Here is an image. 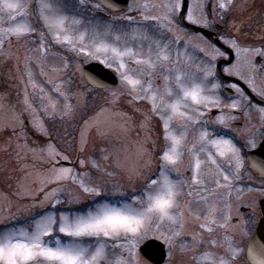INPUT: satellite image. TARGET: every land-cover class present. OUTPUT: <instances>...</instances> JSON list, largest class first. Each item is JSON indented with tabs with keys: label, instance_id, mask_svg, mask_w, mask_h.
<instances>
[{
	"label": "snow or ice",
	"instance_id": "obj_1",
	"mask_svg": "<svg viewBox=\"0 0 264 264\" xmlns=\"http://www.w3.org/2000/svg\"><path fill=\"white\" fill-rule=\"evenodd\" d=\"M209 3L212 0H160L158 3L142 0L132 4L127 0H75V7L83 10L69 13L59 0H39L38 20L56 43L101 60L108 68L115 65L121 87L112 89L101 71L85 70V81L91 85L89 94L108 90L109 105H114L124 95L130 98L129 104L148 102L146 110L136 108L142 115L140 127L145 130V137L138 145L136 160L130 165L117 159L110 170L102 167L97 159H79L81 166L87 162L100 173L91 182L83 179L87 173H77L75 168L61 163L71 157L59 150L52 140L44 148H29L28 151L49 167L36 170L35 191L21 186L17 195L41 193L40 203L48 202L51 207L33 215L25 226L0 229V264H175L177 254L194 264H264V35L253 36L250 26L245 32L242 22L233 18L228 26L231 32L220 29L215 33L226 47L213 43L203 31L188 36L191 25H198L201 30L218 28L217 21L224 20L233 0H218L210 11ZM122 4L127 6V11L123 10ZM85 5L91 7L85 8ZM28 7L24 0H0V13H6L10 21L8 26H0V48L8 38L19 40L37 32V28L27 21L15 23L17 13L26 16ZM114 11L120 15H103ZM85 13L101 17L95 26L91 20L87 21L91 32L89 27L83 30L73 27L85 23ZM137 15L140 21L153 23H138ZM117 24L123 27H116ZM88 35L91 39L86 43ZM193 39L197 41L194 45ZM256 39L259 43L252 42ZM38 40L42 55H26L25 65L28 83L33 89L39 88L43 95V87L35 83L29 69L30 60L44 62L43 31ZM181 44L184 52L180 51ZM190 47L203 54L195 71L187 52ZM173 48L176 49L175 56ZM27 51L32 53L36 49ZM11 54L9 40L7 55ZM221 58L225 66L219 70L217 62ZM127 61L137 67L130 66ZM67 67L65 60L64 68ZM44 74L41 70V75ZM157 79L160 84L155 83ZM53 82L49 80V83ZM55 83V91L65 101L75 94L61 91L60 85L64 81ZM225 88L227 94L222 96L220 92ZM24 103L27 105L25 110L31 109L27 93ZM49 104L52 110H48L49 105H43L44 110L47 115L54 116L57 109L51 97ZM107 110L101 108L100 113ZM253 113L256 114L255 123ZM59 115L72 118L73 105L66 102ZM241 116L245 122L235 123ZM153 118H159L163 144L157 154L158 167L146 173L145 169H150L153 160V152L148 146ZM16 119L18 114L13 110L11 121H4L0 127H11L12 134L18 137ZM174 120L180 121L176 127L172 126ZM34 123L39 131L46 133L40 122ZM84 124L77 149L81 153L88 145V129L97 126L98 121L92 118ZM217 125L232 129V132L241 129L246 133L243 141L238 135L219 134L221 128ZM20 127L22 132V121ZM194 128L197 131L189 139V130ZM97 132H101V128L97 127ZM185 153L189 158L186 165ZM202 153L204 159H201ZM108 158L109 154L105 153L100 159L107 161ZM220 158L227 160V168L218 162ZM182 165L190 169L191 183L171 175L179 173ZM213 167L217 175L212 187L224 190L228 200L222 205L225 211L220 216L217 204L208 200L215 194L205 186L202 174L203 169ZM121 169L130 182H140L122 199L112 202L107 194L110 190L113 194L120 193L114 177ZM246 169L255 174L258 183L244 184L245 178L253 179ZM67 181L75 184L77 191L67 197L66 202L81 204L80 208L62 207L65 200L61 193L65 191ZM185 185L189 189H193V185L204 187L199 191H185ZM234 192L238 194L237 201H241L246 192H258L260 199L247 205L241 201L233 213L231 197ZM185 195H195L197 200L205 202L207 210L203 214L194 212L190 202L182 201ZM257 208L260 219L253 232L250 225L256 222ZM190 218L198 224L199 231H187ZM217 228L226 230L222 240L212 235ZM117 249L119 254H116Z\"/></svg>",
	"mask_w": 264,
	"mask_h": 264
},
{
	"label": "rangeland",
	"instance_id": "obj_2",
	"mask_svg": "<svg viewBox=\"0 0 264 264\" xmlns=\"http://www.w3.org/2000/svg\"><path fill=\"white\" fill-rule=\"evenodd\" d=\"M81 11L79 9V12ZM2 16L6 21L10 22L4 14L0 15L1 19ZM89 17V20L92 21V26H95L98 18ZM89 20L85 19L84 24L73 27H78L79 30L89 27V32H91V26L87 24ZM90 39V35L86 36L85 42L87 43ZM9 40L11 55H7ZM30 42L26 41L24 37L19 40L11 37L0 48V53H3L0 54V64H2L4 57L9 60V66L0 68V124L6 120L11 121L13 110H15V113L18 114V119L15 121L16 131L20 133L17 137L12 134L11 127H0V229L25 226L33 215L51 207L48 202L40 203L43 199L41 193H37L35 196L17 195L21 191V186L29 191H35L37 187V184L34 183L36 170L42 171L49 167L47 163L38 159L31 151H28L29 148H44L48 141L52 140V142L57 144L59 150L64 152V154L70 155V162L75 161L76 157L86 161L91 157L92 159H97L102 167H107L111 170L117 159L124 160L129 165L132 164L136 160L138 145L143 142L145 137V130L140 127L142 115L141 112L136 111V108H140L141 111L146 110L149 107L147 101L129 104L127 101L130 98L124 95L114 105H109L108 102L111 97L108 90H96L89 94L88 90L90 87L85 82L81 70L83 64H79L78 60L82 59L84 64L91 61L100 62L108 68L107 64L102 63L101 60L89 57L87 54H80L69 47L66 49L67 53L61 54L65 51V47L61 45L54 48V51L46 50V54H43V63L36 59L29 61L32 79L37 85L43 87L44 94H41L39 88L33 89L32 85L28 83L29 77L28 70H26L25 57L29 54L33 57L41 56L42 54L39 50L29 53L27 50L31 49L32 44H34L32 40ZM66 54L71 57V61L68 67L64 68L63 60L66 56L63 55ZM132 67L137 66L134 65ZM57 69L59 71H56ZM108 69L114 71L119 78L118 85L112 89H119L121 82L119 74L115 70V65ZM41 70L45 73L44 75H41ZM49 80L54 82L49 83ZM56 81H64L60 85L62 92L67 91L75 94L69 95L67 101H65V98L55 91ZM26 93L31 102V109L28 110H25L27 105L24 103ZM80 93H84V95H80ZM49 97L56 103L57 114L54 116L47 115L43 107V105H49L48 110H52L49 104ZM66 102L73 105L74 116L72 118L59 115ZM101 108H107L108 110L100 113ZM97 113H100V115L97 116ZM122 113L127 115H122ZM92 118H95L98 124L88 129V145L85 151L81 153L77 150L81 129L85 126L84 122ZM157 120L159 118H153L152 124L155 126L153 134L151 133L148 139V146H151V144L154 146L153 161L155 164L158 163L157 154L161 141L160 135L157 134V131L160 130L156 125ZM21 121L28 122L23 132H21L20 127ZM34 121L40 122L47 130L46 133L39 131ZM24 124L25 122L23 123V129ZM97 127L101 128V132H97ZM34 131L45 141L41 138L33 137ZM154 141L155 143H153ZM25 144L27 147H22ZM105 153L109 154L107 161L100 159ZM40 155H43V153H40ZM204 158L205 156L202 153L201 159ZM188 159V155L185 153L184 163L187 164ZM224 160L226 159L220 158L218 162L227 168L228 164L224 163ZM140 163H143V161H140ZM70 166L75 168L77 173H87L83 179L89 182L94 181L96 176L100 175L87 162L83 166L79 162L78 165ZM150 170H152L151 166L150 169H145V172L147 173ZM202 174L206 180L205 186L208 187V190H211L213 188L212 182L217 175L216 169L214 167L205 168L202 170ZM114 179L117 181L116 187H119L121 191L116 194H113L111 190L109 191L107 196L112 202H115L118 198L122 199L125 194L131 191L132 187H135L136 183L140 182L139 180L130 182L123 169L119 170ZM193 187L199 190L204 186L193 185ZM109 188H112L111 184ZM76 191L77 186L75 184L71 181L65 182V191L61 193V198L65 200V204L62 207L67 209L82 206L81 204L69 205L66 202L67 197L75 195ZM89 202L83 201L82 203ZM200 203L202 206L206 205L203 201H200ZM190 206L191 208L194 207L193 204H190ZM189 221L192 224L196 223L191 218ZM227 231L230 232V230ZM115 251L116 254H119L118 249Z\"/></svg>",
	"mask_w": 264,
	"mask_h": 264
},
{
	"label": "flooded vegetation",
	"instance_id": "obj_3",
	"mask_svg": "<svg viewBox=\"0 0 264 264\" xmlns=\"http://www.w3.org/2000/svg\"><path fill=\"white\" fill-rule=\"evenodd\" d=\"M25 3H27L29 5V7L27 8V15L26 16H20L19 13H17V17L15 20V23L18 22H24V20H26L28 23H30L32 26H35L37 28V32L36 33H32L30 36H24V38L26 39V41H29V43H31L30 41L32 40L34 42V44H32L31 49H36L39 50L38 48V37H39V33L40 31L44 32V40H45V46H46V50H53L56 47H59V45L64 46L65 47V51L62 52L63 53H67L66 49L68 48L67 46L63 45V44H58L56 43L51 34L47 31L46 28L43 27L42 23L38 20V4H39V0H24ZM128 4H132V3H139L142 2V0H127ZM152 3H158L160 2V0H151ZM218 2V0H212V3H209L207 5L208 10L210 11L213 7V3ZM59 3L61 4V6L64 7V9L66 11H68L69 13L71 12H76V13H80L79 9L81 8H77L75 7V0H59ZM91 5H85V8H90ZM121 7L123 8L124 11H127V6L126 5H121ZM83 10V9H81ZM152 12H154V10H150ZM4 14L6 16V18L8 19V15L6 13H0V15ZM85 19L89 20V16H92L90 14L85 13ZM104 16H109V15H120L119 12H111V13H105L103 14ZM93 17V16H92ZM98 19H101V17L98 15L97 17ZM233 18L238 19L239 21L242 22V27L244 29L245 32L248 31L249 26L252 30L253 36L255 37H260L261 35H264V0H233L232 3V7L231 9L227 12V14L224 16V20L223 21H217L218 24V28L216 29H203L201 30V28L198 25H191L189 26V30H188V36H194L196 33L203 31L204 35H206L210 40H212L213 43H216L218 46H223L226 47L222 44V41H219L215 35L216 31L220 30V29H226L227 31L231 32L232 29L230 27H228ZM9 20V19H8ZM136 21L138 23H143V24H150L153 23L151 21H140L139 16H136ZM10 22L6 21V19L2 16V19L0 18V26H8ZM116 27H123V25L121 24H117ZM188 37L185 36V39H187ZM249 40H251V37L248 38ZM130 43H133L132 41H129ZM254 43H259V39H256L254 41H252ZM195 43H197V41L195 39L192 40V44L194 45ZM145 47H147V42H145ZM54 51V50H53ZM180 51L184 52L185 49L183 47V44L180 45ZM188 54L191 56V65L193 67V71L196 70L195 66L197 64H199L203 58V54L199 53L197 50H194L193 48H189L187 50ZM176 54V49L173 48V56H175ZM66 56L64 58V62L65 60H67L68 65L70 64L71 61V57H69L67 54L63 55ZM79 64H82V59L78 60ZM130 64V66H134L132 64V62H128ZM9 60L6 59V57H4V59L2 60V64H0V68L7 67L9 66ZM132 64V65H131ZM225 66L224 63V59L221 58L218 62H217V68L219 70H222V68ZM7 78V77H6ZM1 81V80H0ZM156 84H160L161 81L160 80H156L155 81ZM225 83H227V80H225ZM243 86V85H242ZM220 94L222 96H226L227 94V89H222ZM257 102H259V97L255 98ZM214 112H217L218 110H213ZM214 118V117H213ZM252 120L253 122H257L256 119V114L253 113L252 115ZM244 118L241 116L240 119L238 121H236L235 123L237 124H243ZM203 123V121L201 122ZM180 124V121L174 120L172 122V126H178ZM156 125L157 127L160 129L159 131H157V134L160 135L161 137V141L159 143V148H158V152L160 150V148L162 147L163 144V137H162V129L160 127V121L157 120L156 121ZM154 124H152V128H151V133L153 134V130H154ZM216 127L221 128V131L219 134H231V135H238L239 139L241 141H243V137L246 133H244L241 129H237L236 132H232V129H224L222 128V126L217 125ZM197 131V129H190L189 130V139L192 138V136L195 134V132ZM150 150L153 152V156H154V146L153 144H151V146H149ZM247 159V158H246ZM224 163H227V160H224ZM186 165V163H184ZM158 167V163H154V161L152 160V164H151V168L152 170H155ZM246 171H249V173L253 176V179L251 181H249L247 178H245L244 180V184H248V183H258V181H256L254 179L255 174L251 173L250 169H246ZM172 176L175 177L176 179H185L188 180L189 183H191V179H190V169H186L183 165L181 166L180 172L176 173L173 172ZM174 178V179H175ZM193 189L195 191H199L197 188L195 189L193 187ZM193 189H189L187 185H185V191H191ZM210 193H214L215 195H210L208 197V200L211 202H215L217 204V207L220 209V211L218 212V216L222 215L223 212L225 211V209H223L222 205L227 203V194L224 190L222 189H214L212 188L211 190H209ZM238 194L237 193H232V197H231V203H232V211L233 213L236 212L237 207L240 206L241 201L243 202L244 205L249 204L252 200H259V193L258 192H251V193H244V195L241 197V201H237L236 200V196ZM182 201L185 202H190V204H193L194 207H192V210L194 212L198 211L201 214H203L206 210H207V205L202 206L200 205V201L197 200L195 198V195H193L192 197H188V196H183L182 197ZM260 219V209L257 208V215L254 218V220L256 221L255 223H253L252 225H250V228L252 231H254L256 225L258 224ZM186 229L187 231L191 232V231H199V227L197 223L192 224L190 221L187 223L186 225ZM224 229H219L217 228L216 231L214 233H212L213 236H216L218 240H222L223 236L225 234ZM205 235H208L207 233H205ZM239 238V237H237ZM188 240H191V237H187ZM175 264H194V262L189 261L187 259V257H181L179 254H177V256L175 257Z\"/></svg>",
	"mask_w": 264,
	"mask_h": 264
},
{
	"label": "water",
	"instance_id": "obj_4",
	"mask_svg": "<svg viewBox=\"0 0 264 264\" xmlns=\"http://www.w3.org/2000/svg\"><path fill=\"white\" fill-rule=\"evenodd\" d=\"M85 70H88V71H91V70L101 71L104 74V76L106 77V81L110 85L111 88L115 87L116 84H117V78L115 77V75L110 70H108L107 68H105L104 66H102L99 63H94L93 62V63L86 64L83 67L82 71L84 72ZM62 164L68 165L67 163H62ZM255 231H256V229H255Z\"/></svg>",
	"mask_w": 264,
	"mask_h": 264
}]
</instances>
